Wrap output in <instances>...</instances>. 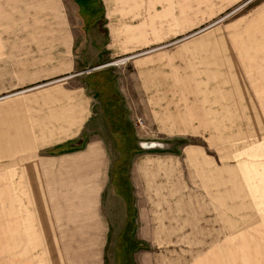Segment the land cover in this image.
<instances>
[{
  "label": "crops",
  "instance_id": "obj_1",
  "mask_svg": "<svg viewBox=\"0 0 264 264\" xmlns=\"http://www.w3.org/2000/svg\"><path fill=\"white\" fill-rule=\"evenodd\" d=\"M238 1L193 2L213 15ZM64 2L6 0V7L0 2V17L7 18L6 22L0 19L1 25L12 27L16 33L30 31L38 36V39L0 41V48L11 49L8 58L12 64L7 66V73L10 75L12 69L13 79L18 81L7 88L58 77L27 87L25 90L30 92L23 95H19L21 90H8L10 92L0 95V99L11 96L5 104H0V160L5 161L8 192L23 191V199H18L16 206L25 208V201L29 200L31 204L29 215L22 216V224H29L30 231L24 227L22 231L9 232L6 264H107L108 241L117 242L126 233L123 232L126 212L119 208L112 211L113 199L104 198L110 186L118 200L124 202L110 182L112 170L109 171L104 142L86 131L94 110V94L85 81L57 82L59 77L79 74L78 66L84 68L95 63L82 66L76 50L78 29L72 24ZM103 3L105 22L102 26L106 35L102 49L110 54L148 47L159 33H171L167 36L174 37V33L187 31L184 23L176 26L169 16L171 8L177 7L184 12L178 16L185 20L192 9V0H103ZM261 3L258 11L264 16V1ZM159 15L169 22L159 23ZM252 21L247 29L239 24L233 32L246 31L254 39L256 22L254 18ZM240 41L231 40L235 63H241L245 73H253L254 64H264V45ZM183 48L179 46L161 55L151 53L135 59L136 89L149 105H159L158 112L164 110L161 105L172 101L169 97H173L175 104L174 96L222 94V84L214 92L193 91L188 70L179 71L181 62L186 59ZM83 53L88 54L86 50ZM97 54L101 55V50ZM219 74L216 80L223 79L221 68ZM186 118L181 120L186 122ZM73 143L79 145L68 148ZM64 189H68L76 210L65 215L57 210L48 213V195L62 206ZM206 204L193 200L181 207L179 203L167 202L161 206L162 212L152 207L148 211L145 206L141 218L137 215L134 218L133 231L127 232L133 234L131 240L138 244L132 250L134 263L264 264L262 217L247 218L240 227L238 216L223 217L222 200ZM154 205L158 209V203ZM244 235L252 242L256 236L262 238L253 243L257 246H239Z\"/></svg>",
  "mask_w": 264,
  "mask_h": 264
},
{
  "label": "rangeland",
  "instance_id": "obj_2",
  "mask_svg": "<svg viewBox=\"0 0 264 264\" xmlns=\"http://www.w3.org/2000/svg\"><path fill=\"white\" fill-rule=\"evenodd\" d=\"M5 1L0 0L4 7ZM64 1L72 24L78 29L76 50L80 53L78 57L82 59V66L93 62L96 64L84 68L80 65L77 67L79 74L68 78L59 77L57 82L85 81L87 87L90 85L88 88L94 94L95 105L86 131L88 135L104 142L110 163L109 171L112 170L110 182L124 202L118 200L110 186L106 189L104 198L113 199L115 206L112 211L119 208L126 212L127 223L123 230L133 231L134 218L136 215L138 219L141 218V211L145 206L148 211L152 207L162 212L161 206L167 202L179 203L182 207L193 200L204 201L207 206L213 201L222 200L223 217L238 216L240 227L245 225L242 221L251 217H262L264 222V64H254V72L245 73L243 65L235 63L231 49V40L234 38L244 43L254 42L256 46L264 45V16L258 11L264 0H240L223 12L213 15L209 14L208 9H199L194 4L199 0H192L191 14L185 13V20L183 16H178L184 13L182 9L171 8L169 20L176 26L184 23L183 27L188 28L187 31L174 33V37L167 36L171 33H159L158 37L154 36V43L148 47L123 54H110L102 49L106 35V29L102 26L105 22L103 0H88L86 5L80 3L81 0ZM253 18L258 24H255L254 39L249 32H233L234 27L239 24L247 29L253 24ZM0 19L7 21L3 16ZM158 20L159 23L167 22L163 15H159ZM21 34L14 32L10 26L0 24V41L13 38L38 39L30 31H24L22 36ZM179 46L184 47L182 50L186 56L179 71L182 72L184 68L188 70L193 91L214 92L222 84V94L174 96L175 104L173 97H169L172 101L169 105H161L164 110L158 112L159 105H149L144 101L146 97L140 96L136 89L135 59L151 53L161 55L164 51H172ZM10 50L8 47L0 48V92L6 90L0 95L10 92L8 90H21L19 95H23L30 92L25 90L27 87L58 78L7 88L18 82L13 79L12 69L10 75L7 73V66L12 64L8 58ZM84 50L88 54L84 55ZM99 50L101 55L97 54ZM123 56L128 58L123 62H116L125 58ZM93 66L96 67L91 68ZM220 68L223 79L216 80V76L220 75ZM102 70L107 73L101 77L106 78L109 73L113 77L112 85L103 82L102 94L105 95L110 88L116 93H107L109 110L106 109V112L99 91L94 89L96 84L87 76ZM10 97L1 98L0 104H5ZM183 117H187L186 122L181 120ZM138 118H141L140 122ZM136 139L159 140L166 142L163 145L170 146L137 149L133 146ZM5 171V161L0 160V264H6L9 232L22 231L24 227V230L30 231L29 224H22V216L31 212L30 200L25 201V208L22 205L16 206L18 199L22 201L24 193H13L12 190L11 193L8 192ZM62 192V206L48 195V213L57 210L59 214L65 215L73 214L76 210L68 189ZM58 194L61 196V193ZM26 196L28 198V193ZM153 201L158 203V209ZM132 236L133 234L126 232L117 242L108 241L107 264H135L132 250L138 244L131 240ZM241 238L239 243H243L239 246L250 247L257 246L253 243L262 237L256 236L254 242L246 235ZM12 242L11 240V248Z\"/></svg>",
  "mask_w": 264,
  "mask_h": 264
},
{
  "label": "trees",
  "instance_id": "obj_3",
  "mask_svg": "<svg viewBox=\"0 0 264 264\" xmlns=\"http://www.w3.org/2000/svg\"><path fill=\"white\" fill-rule=\"evenodd\" d=\"M107 73V71L106 70H102V71H95V72H93L92 74H88L87 76H90V80H92L93 81V84L95 85L94 86V89H96V90H98L99 91V97L101 98L100 100L102 101V103H103V109L105 110V112H106V109H108V102L109 101H107V98H106V96L108 95L107 93L109 92V94L110 93H112V94H116L115 92H114V90H112V88H110L109 90H107L106 92H105V95H103L102 94V92H103V90H102V85H103V82H108L110 85H112V78L113 77H111V74L109 73V75H108V77H106V78H103V77H101L102 75L104 76L105 74ZM86 76V77H87ZM85 77V78H86ZM103 79V80H102ZM85 80H87V78L85 79ZM99 82V83H98ZM88 87H90V85L88 86ZM110 90H111V92H110ZM114 107V106H113ZM109 110V109H108ZM109 111H107V113H108ZM107 116V115H106ZM118 133V132H117ZM119 135V134H118ZM119 137H120V135H119ZM137 140L138 139H136V140H134V143H133V146H135V148H137V149H139V147L137 146V144H136V142H137ZM79 145V143H73V144H70L69 146H68V148H73V147H77ZM56 148H54V149H50V151H54ZM57 150H63V148H57ZM117 192V191H116ZM126 230V229H125ZM125 230H123V232H128L127 230L125 231Z\"/></svg>",
  "mask_w": 264,
  "mask_h": 264
},
{
  "label": "water",
  "instance_id": "obj_4",
  "mask_svg": "<svg viewBox=\"0 0 264 264\" xmlns=\"http://www.w3.org/2000/svg\"><path fill=\"white\" fill-rule=\"evenodd\" d=\"M96 66H93L91 68H95ZM89 68V69H91ZM161 143V144H160ZM163 141L159 140H137L136 144L139 148H149V147H169L170 145H163ZM169 144V143H168Z\"/></svg>",
  "mask_w": 264,
  "mask_h": 264
},
{
  "label": "flooded vegetation",
  "instance_id": "obj_5",
  "mask_svg": "<svg viewBox=\"0 0 264 264\" xmlns=\"http://www.w3.org/2000/svg\"><path fill=\"white\" fill-rule=\"evenodd\" d=\"M79 2H80V0H79ZM79 2H78V3H79ZM88 2H89L88 0H81L80 3H85L84 5H86ZM78 6H79V5H78ZM96 25H98L97 22H96ZM99 26H100V24H99Z\"/></svg>",
  "mask_w": 264,
  "mask_h": 264
},
{
  "label": "bare ground",
  "instance_id": "obj_6",
  "mask_svg": "<svg viewBox=\"0 0 264 264\" xmlns=\"http://www.w3.org/2000/svg\"><path fill=\"white\" fill-rule=\"evenodd\" d=\"M126 59H127V57L122 58V59H119V60H117L116 62L120 63V62H123V61L126 60Z\"/></svg>",
  "mask_w": 264,
  "mask_h": 264
},
{
  "label": "built area",
  "instance_id": "obj_7",
  "mask_svg": "<svg viewBox=\"0 0 264 264\" xmlns=\"http://www.w3.org/2000/svg\"><path fill=\"white\" fill-rule=\"evenodd\" d=\"M138 121L140 122L141 121V118H138Z\"/></svg>",
  "mask_w": 264,
  "mask_h": 264
}]
</instances>
